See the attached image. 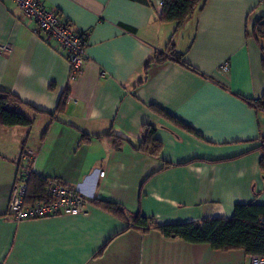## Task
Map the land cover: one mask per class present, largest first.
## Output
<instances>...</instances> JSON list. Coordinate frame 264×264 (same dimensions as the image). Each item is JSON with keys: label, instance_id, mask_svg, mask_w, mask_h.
<instances>
[{"label": "crops", "instance_id": "obj_1", "mask_svg": "<svg viewBox=\"0 0 264 264\" xmlns=\"http://www.w3.org/2000/svg\"><path fill=\"white\" fill-rule=\"evenodd\" d=\"M43 3L88 33L87 58L72 77L67 52L47 43L14 0H0V89L27 103L17 110L34 120L0 125V264H252L243 250L133 221L201 222L232 217L237 203L264 205V111L255 104L264 95V37L254 31L264 22L261 0H207L181 27L161 21L162 0ZM172 45L191 68L169 60L145 70ZM67 87L62 112L35 110L54 113ZM147 124L162 145L156 156L140 149ZM20 165L79 188L87 212L13 221Z\"/></svg>", "mask_w": 264, "mask_h": 264}, {"label": "trees", "instance_id": "obj_2", "mask_svg": "<svg viewBox=\"0 0 264 264\" xmlns=\"http://www.w3.org/2000/svg\"><path fill=\"white\" fill-rule=\"evenodd\" d=\"M207 0H162L161 21L176 22L181 27L185 21L196 11L201 10ZM264 19V18H263ZM255 33L264 37V22L258 20L254 26ZM169 60L176 61L187 67L191 66L185 61L184 54L177 51L172 45L165 51L157 52L147 62L145 70L148 71L151 64H163ZM264 66V60H263ZM70 95L67 87L61 95L57 109L54 113L35 109L39 113L54 115L65 108V103ZM256 106L264 111V95L255 101ZM27 104L12 92L0 89V125L8 127H32L34 120L17 110L18 105ZM156 112L174 118L165 109L152 106ZM144 141L140 149L149 155L156 156L161 152L162 145L156 137L157 128L147 124L144 128ZM88 136H84L88 140ZM118 139V138H117ZM171 163H166V166ZM260 168L264 175V148L260 159ZM48 178H43L31 172L29 177L27 201L35 202L41 198L45 191ZM97 201L105 210L118 217H125L127 213L120 205L105 200ZM134 224L143 228L154 227L166 237H180L190 243H207L217 250H243L245 253L255 256H264V205L256 203H237L232 217H211L201 222H185L174 224H157L152 218L138 214L134 218Z\"/></svg>", "mask_w": 264, "mask_h": 264}, {"label": "built area", "instance_id": "obj_3", "mask_svg": "<svg viewBox=\"0 0 264 264\" xmlns=\"http://www.w3.org/2000/svg\"><path fill=\"white\" fill-rule=\"evenodd\" d=\"M25 18L37 24L39 33H43L45 41H56L58 49L67 52L71 64V76H78L86 62V46L88 33L76 31L57 13L48 10L43 0H14ZM264 9V0H261ZM10 46H4V49ZM230 65L225 62L221 69L228 72ZM32 170L29 166L20 165L11 194L8 216L15 222L39 219L55 215H79L87 212L90 199L79 189L56 178H48L45 191L35 202L27 201L29 177ZM105 172H101L104 176ZM252 264H264V257L252 256Z\"/></svg>", "mask_w": 264, "mask_h": 264}, {"label": "rangeland", "instance_id": "obj_4", "mask_svg": "<svg viewBox=\"0 0 264 264\" xmlns=\"http://www.w3.org/2000/svg\"><path fill=\"white\" fill-rule=\"evenodd\" d=\"M252 256H254V255H252ZM252 256H251V257H252Z\"/></svg>", "mask_w": 264, "mask_h": 264}]
</instances>
